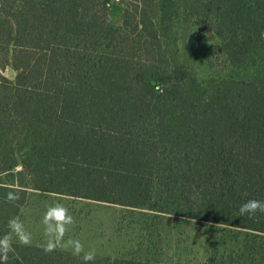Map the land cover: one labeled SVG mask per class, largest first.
Here are the masks:
<instances>
[{"label":"trees","instance_id":"trees-1","mask_svg":"<svg viewBox=\"0 0 264 264\" xmlns=\"http://www.w3.org/2000/svg\"><path fill=\"white\" fill-rule=\"evenodd\" d=\"M261 33L264 0H0V236L40 191L233 228L197 264H264V214L238 211L264 200ZM188 40L222 72L197 77ZM8 264L82 261L13 242Z\"/></svg>","mask_w":264,"mask_h":264},{"label":"rangeland","instance_id":"rangeland-1","mask_svg":"<svg viewBox=\"0 0 264 264\" xmlns=\"http://www.w3.org/2000/svg\"><path fill=\"white\" fill-rule=\"evenodd\" d=\"M113 18L117 19L118 13ZM182 51L196 76L203 81L222 72L211 64V56L216 53L214 42L198 45L188 40V44L182 45ZM0 70L15 80L16 72L11 65ZM56 202L67 207L75 219L65 240L79 239L86 250L95 249L103 255L197 264L216 251H231L241 241L229 227L65 194L32 191L19 216L32 234V244L44 243L41 220L47 206ZM12 242H18L14 235Z\"/></svg>","mask_w":264,"mask_h":264},{"label":"clouds","instance_id":"clouds-1","mask_svg":"<svg viewBox=\"0 0 264 264\" xmlns=\"http://www.w3.org/2000/svg\"><path fill=\"white\" fill-rule=\"evenodd\" d=\"M261 36L264 38V33H261ZM7 200L15 203L20 200V196L15 191H9ZM238 211L241 217L255 218L258 213L264 214V200L249 199L239 206ZM41 223L44 236L41 248L45 254H52L59 249H68L73 257L82 261V264H95V249L86 250L85 245L79 239L65 240L75 219L62 203L56 202L48 205ZM8 230L9 234L0 236V264H8L9 253L13 251V235L22 246L31 247L33 243L32 234L25 229L18 217L9 219Z\"/></svg>","mask_w":264,"mask_h":264}]
</instances>
